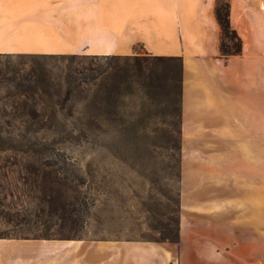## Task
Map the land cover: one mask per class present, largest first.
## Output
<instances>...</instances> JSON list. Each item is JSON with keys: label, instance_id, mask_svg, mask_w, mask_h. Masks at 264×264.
Instances as JSON below:
<instances>
[{"label": "crops", "instance_id": "crops-1", "mask_svg": "<svg viewBox=\"0 0 264 264\" xmlns=\"http://www.w3.org/2000/svg\"><path fill=\"white\" fill-rule=\"evenodd\" d=\"M217 1L0 0V53L182 64L178 243L0 238V264H264V0H229L242 52L228 57ZM13 34L59 46H16Z\"/></svg>", "mask_w": 264, "mask_h": 264}, {"label": "rangeland", "instance_id": "rangeland-1", "mask_svg": "<svg viewBox=\"0 0 264 264\" xmlns=\"http://www.w3.org/2000/svg\"><path fill=\"white\" fill-rule=\"evenodd\" d=\"M17 35L9 39L16 46H59L42 35ZM41 53L75 54L0 55V235L163 242L158 229L168 225L171 231L180 214L181 62L141 55L157 75L158 85L149 94L100 97L93 88L70 96L65 92L69 65L102 60L31 55ZM38 79L49 83L51 93H61L18 92V85L28 87ZM34 149L56 159L60 176L82 177L78 192L64 189L67 199L81 200V226L49 216L41 204L40 177L31 171Z\"/></svg>", "mask_w": 264, "mask_h": 264}, {"label": "trees", "instance_id": "trees-1", "mask_svg": "<svg viewBox=\"0 0 264 264\" xmlns=\"http://www.w3.org/2000/svg\"><path fill=\"white\" fill-rule=\"evenodd\" d=\"M215 15L221 29L220 54L223 57L238 55L242 52V40L235 29L232 28L230 22V2L229 0L217 1L215 7ZM0 55H9L8 53H0ZM47 56L50 58H61L74 61L77 58H91L93 60H102L101 62L89 65H80L74 67L69 65L65 76L66 94L73 96L74 94L84 91H92L96 95L110 97L116 95L120 98L127 94L137 92H146L149 94L152 89L158 85L156 73L147 63V57L141 55H81V54H31ZM155 59H163L164 57H153ZM123 60L124 64L120 65L119 61ZM163 60H177V57H166ZM42 79L30 84L28 87L23 84L18 85V92L31 94H59L61 89H54L51 93V87ZM171 89L172 97L176 98L177 91ZM2 149V147H0ZM35 167L31 169L40 177L39 188L43 194L41 204L48 208L49 216H57L61 222H70L74 226H81L84 221V213L81 209V200H69L65 194V188L78 192V188L82 187L84 181L80 175L73 173L71 175H59L54 169L57 161L52 155H45L42 151L34 149ZM74 171V170H73ZM57 185L54 188L52 185ZM174 228L170 231L168 225H163L158 229L159 241H169L178 243L179 241V219L173 218ZM70 237V235H63ZM0 238H15L0 235ZM41 238L49 239V235L43 234ZM73 238H78L73 235Z\"/></svg>", "mask_w": 264, "mask_h": 264}]
</instances>
